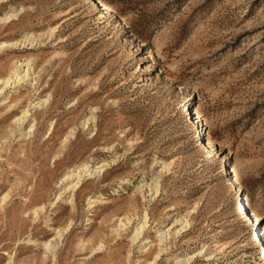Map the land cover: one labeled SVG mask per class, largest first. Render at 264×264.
<instances>
[{
	"label": "rangeland",
	"instance_id": "obj_1",
	"mask_svg": "<svg viewBox=\"0 0 264 264\" xmlns=\"http://www.w3.org/2000/svg\"><path fill=\"white\" fill-rule=\"evenodd\" d=\"M4 43L0 264H264V0H0Z\"/></svg>",
	"mask_w": 264,
	"mask_h": 264
},
{
	"label": "bare ground",
	"instance_id": "obj_2",
	"mask_svg": "<svg viewBox=\"0 0 264 264\" xmlns=\"http://www.w3.org/2000/svg\"><path fill=\"white\" fill-rule=\"evenodd\" d=\"M104 8H106L107 10H110L108 7H106L105 5H102ZM27 41H32L31 38H27L26 39V42ZM0 49L4 48L5 46H12V44H7V43H4L2 45H0ZM14 46V44H13ZM28 73H29V69L28 70H23V64L21 63H16L15 65V69L12 73V75L6 79V80H2L0 81V83L2 85H4L5 87L4 88H1V92H4L6 90V88L12 83V84H18L21 82V81H25L27 78H28ZM2 87V86H1ZM46 103V101H41L39 103H36L34 104V106H38V105H44ZM29 117V111H25L23 116L21 118H18L17 119V122L19 123H24L25 120ZM198 118L200 119V116H198ZM91 119H86L84 122H83V126L86 127L89 125ZM33 128H31L30 131H32ZM106 165H102V166H99V167H93V166H89L88 164H84L82 165L81 167L71 171L70 173H68L65 178H64V181L65 182H68L70 181V183L68 182V186L66 188H68L69 190H72V191H75L77 188H79V186L81 185L82 183V180H84V178L88 177V176H92L93 174H96V173H99L101 171H103V169L105 168ZM65 188V189H66ZM143 188V187H142ZM156 188V187H155ZM67 189V190H68ZM148 189V188H147ZM71 191V192H72ZM153 192V191H152ZM90 203V202H89ZM246 206V204L243 203L242 207L244 208ZM147 220H148V215L145 214L143 219H142V223L141 224H138L135 228V232H134V236H133V241H136L140 238V236L142 235V233L144 232V230L146 229V226H147ZM255 221H259V218L258 217H255ZM130 222V221H129ZM185 226L183 227L186 228L188 226V222H184ZM183 225V224H182ZM170 230H168L167 232H164L163 234H161V237L160 238V241L163 242L164 239H166L168 237V235H170ZM177 233V232H176ZM175 233V234H176ZM60 239L62 237V234H60ZM261 235L257 233V241L259 240L260 241V244H259V248H258V253L259 255L262 256V254L264 255V241L262 238H260ZM164 243V242H163ZM46 247L49 249L52 247L51 244H47ZM101 249V247L99 248ZM163 252V249L161 248L159 250V252L156 254L155 256V260L154 262H151V261H148L146 264H156L157 261L161 258V253ZM203 254V251H201L198 255H202ZM195 257V256H194ZM184 258L182 260H179L177 262V264H190L191 260L194 258Z\"/></svg>",
	"mask_w": 264,
	"mask_h": 264
}]
</instances>
